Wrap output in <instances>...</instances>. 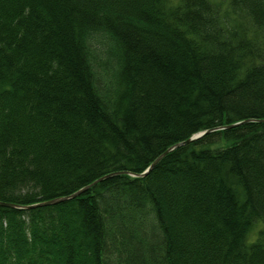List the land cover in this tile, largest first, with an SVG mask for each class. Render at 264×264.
I'll return each mask as SVG.
<instances>
[{
  "label": "trees",
  "instance_id": "16d2710c",
  "mask_svg": "<svg viewBox=\"0 0 264 264\" xmlns=\"http://www.w3.org/2000/svg\"><path fill=\"white\" fill-rule=\"evenodd\" d=\"M261 121L264 0H0V264H264Z\"/></svg>",
  "mask_w": 264,
  "mask_h": 264
},
{
  "label": "water",
  "instance_id": "95a60500",
  "mask_svg": "<svg viewBox=\"0 0 264 264\" xmlns=\"http://www.w3.org/2000/svg\"><path fill=\"white\" fill-rule=\"evenodd\" d=\"M247 122H250V121H245L244 123H247ZM261 122H264V121H261ZM240 123H237V124H235V126H237V125H239ZM234 125H231V126H229V127H226V128H230V127H233ZM234 126V127H235ZM210 132V131H209ZM207 132H204V133H201V134H199V135H197V136H194V137H192L191 139H189V140H187V141H185V142H182V143H180V144H177L175 147H173V148H171V149H169V150H167L164 154H162L160 157H158L153 163H152V165L143 173V174H141V175H138L139 177H144V176H146V174H149V172L167 155V154H169L173 149H175V148H178V147H180V146H183V145H187V144H189V143H191V142H193V141H195V140H197L198 138H200V137H202V136H204L205 134H206ZM120 174H122V173H113V174H110V176L109 175H107V176H105V177H103V178H101L100 180H98V181H96V182H94L92 185H90L89 187H86V188H84V189H82V190H78V192L77 193H75V194H73V195H71V196H69V197H65V198H60V199H56V200H52V201H48V202H44V203H40V204H37V205H34V206H30V207H26L25 209H31V208H37V207H44V206H51V205H55V204H58V203H60V202H64V201H67V200H70V199H73V198H75V197H79V195H81L83 192H85V191H87L88 189H90L91 187H93V186H95V185H97L98 183H100V182H102V181H104L105 179H107V178H110V177H113V176H116V175H120ZM1 205H3V206H7V207H11V208H18V209H22L21 207H18V206H16V204L15 205H11V204H1Z\"/></svg>",
  "mask_w": 264,
  "mask_h": 264
},
{
  "label": "rangeland",
  "instance_id": "374dc122",
  "mask_svg": "<svg viewBox=\"0 0 264 264\" xmlns=\"http://www.w3.org/2000/svg\"><path fill=\"white\" fill-rule=\"evenodd\" d=\"M261 230H264V224L263 223H257L252 232L250 233L249 235V239L250 240H255L258 236V233L261 231Z\"/></svg>",
  "mask_w": 264,
  "mask_h": 264
}]
</instances>
